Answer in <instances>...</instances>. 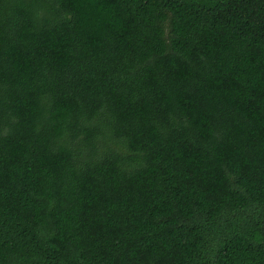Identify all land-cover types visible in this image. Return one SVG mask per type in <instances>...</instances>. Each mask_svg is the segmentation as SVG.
Wrapping results in <instances>:
<instances>
[{
	"label": "trees",
	"instance_id": "16d2710c",
	"mask_svg": "<svg viewBox=\"0 0 264 264\" xmlns=\"http://www.w3.org/2000/svg\"><path fill=\"white\" fill-rule=\"evenodd\" d=\"M0 264H264V0H0Z\"/></svg>",
	"mask_w": 264,
	"mask_h": 264
}]
</instances>
